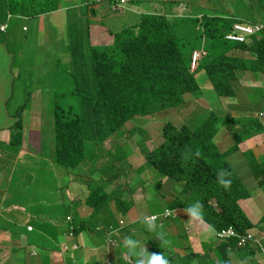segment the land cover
Here are the masks:
<instances>
[{"label":"trees","instance_id":"16d2710c","mask_svg":"<svg viewBox=\"0 0 264 264\" xmlns=\"http://www.w3.org/2000/svg\"><path fill=\"white\" fill-rule=\"evenodd\" d=\"M13 1L17 0H10L9 8L8 0H0V21L4 18L1 13L20 14L19 10L13 8ZM27 1L39 3L50 0ZM56 8V4H51L40 10L45 12ZM121 9L123 12L124 8ZM141 16L138 25L115 32L112 43L108 45H93L76 39L80 38L81 32H73L68 27L66 61L53 56L49 64L41 58L37 66L23 63L14 78H23L25 74L30 78L37 74L50 76L51 83L46 82L38 88L33 100L30 98L31 90L26 92L24 101L14 115L16 121L10 128L9 145L16 149L21 146L20 115L27 108L39 116L42 99L48 94L56 103L52 112L53 145L42 154L47 155L54 165L62 166L64 175L74 172L84 175L77 170L85 167L86 171L89 167L86 162L87 143L99 146L111 141L113 144L105 146L107 151L103 154L113 150L115 156L111 157V161L101 159V171L107 182L122 175L116 163L126 160L127 155L121 153L125 141L116 132L122 127L125 129L128 122L132 123L138 117L156 116L159 112L168 114L170 110L186 106V94L200 96L202 91L198 78L203 76L207 77L218 97L227 99L238 96L241 86L239 73L249 72L257 79L259 76L264 77V27L248 43H234L227 41L225 36L235 23L244 22L239 17L205 16L202 20H171L159 15ZM193 25L196 26L192 28ZM199 51L202 56L193 69L194 54ZM235 51L244 55H238ZM57 74L64 76L59 78ZM72 97L78 98L77 107L66 104ZM252 102L264 105V87L248 96V103ZM215 105L213 110L204 111V116L196 122L195 128L184 125L179 129L170 122L166 123L163 127V142L154 150L146 144L147 132L139 131L141 137L138 147L146 165L153 167L163 179L178 183L182 187L181 194L193 193L191 198L203 205V221L215 231L233 227L237 233L244 235L253 229V225L239 202L248 199L249 192L228 164L227 155L220 151L215 138L221 123L222 127L230 130L234 141L230 149L235 152L246 140L264 135V123L259 120L264 107L252 117L236 120L228 115L223 116L221 105ZM232 124H236L235 129ZM197 151L200 152L198 157L195 156ZM244 154L260 185H264V160L260 162L255 159L252 150ZM221 169L231 173L232 184L228 190L216 182V173ZM51 186L48 185V188ZM63 190L59 188L61 194ZM54 192H47L50 193L47 198L52 197ZM100 193L101 196H97ZM115 194L120 212L126 214L132 206L131 201L119 197L118 191ZM39 195L45 196V193ZM101 197L107 199V192H100L97 187H93L89 204L95 212L98 207L93 199ZM178 201L171 204L173 209L178 206L185 209L192 204ZM68 222L71 223V220ZM76 223L79 228L71 226V231L77 233L88 229L86 220H77ZM114 232L120 233V230L111 227L107 240H116L112 235ZM231 245L237 247L235 240ZM224 248L220 250L222 254L226 251ZM221 258L222 264H232V261H227L228 254ZM247 264L257 262L252 259Z\"/></svg>","mask_w":264,"mask_h":264},{"label":"crops","instance_id":"0c3cea01","mask_svg":"<svg viewBox=\"0 0 264 264\" xmlns=\"http://www.w3.org/2000/svg\"><path fill=\"white\" fill-rule=\"evenodd\" d=\"M118 1L50 0L37 3L17 0L13 1V8L19 10L20 14L10 15L9 12L0 21V25L6 24L5 30L0 29V264H101L106 261L125 264L122 244L116 249L106 248L111 227L120 230L122 241L130 236L141 244L145 243L149 252L164 251L170 257V264H212L215 259L209 258V250H221L223 247L226 251L221 256L228 254L232 264H247L252 259L257 264H264V185H260L244 154L252 150L255 159L260 162L264 160L263 134L240 144L238 151L233 152L230 146L222 152L227 155L228 164L249 192V198L241 200L239 204L253 225L251 232L257 244L247 248L233 247L231 242L223 243L205 221L189 220L183 208L181 214L156 222V232L147 231L142 219L161 214L170 207L163 209L158 198L147 195L143 189L144 181L127 183L122 175L97 187L100 192L106 191L108 197L93 199L98 207L95 212L89 204L93 187L84 175L75 172L64 175L62 166L54 165L47 155L42 154L51 149L53 140L43 144L42 131L37 128L40 125L39 116L27 108L20 115L21 146L16 149L9 145L10 128L16 121L8 111L14 75L25 62L37 66L39 58L48 64L53 56L66 61L68 27L73 32H81L80 38L76 39L93 45H108L112 43L115 32L138 25L143 14L171 19L176 12L184 11L189 18L201 19L207 12L217 13L224 7L233 13L227 0H127L132 7L124 9L133 11L136 17L131 24H125L120 21L126 16L124 12L112 13V10L122 12L121 8L115 9ZM8 2L10 6V0ZM51 4H56L57 8L41 12V8ZM111 4L114 8H111ZM235 53L244 55L240 51ZM259 80L254 77L250 81L256 90L264 84ZM26 121L29 125L24 136ZM260 121L264 123V120ZM259 137L260 142H256ZM3 155L6 173L3 172ZM130 161L138 164L137 171L145 167V159L140 152L135 151ZM174 184L169 181L168 185L174 188ZM48 185L52 186L48 188ZM59 188H64L62 194ZM117 191L119 197L132 203L126 214L118 208ZM47 192L54 194L47 198L50 195ZM40 193H45V196ZM98 195L101 196V193ZM62 212L65 213L62 215ZM67 217L71 218V223ZM77 220H86L89 226L82 232L74 231L71 238V226L79 228ZM121 221L125 225H121ZM157 232L163 233V241L156 237ZM177 234L182 244L172 241ZM74 243L79 246L77 250L63 247L64 244L72 246Z\"/></svg>","mask_w":264,"mask_h":264},{"label":"rangeland","instance_id":"374dc122","mask_svg":"<svg viewBox=\"0 0 264 264\" xmlns=\"http://www.w3.org/2000/svg\"><path fill=\"white\" fill-rule=\"evenodd\" d=\"M113 2V0H111ZM228 6L233 8V13L229 12L226 7L220 10L217 13L207 12L206 17H211L213 15H217L223 18H234L240 17L244 20V22L248 25H262L264 24V0H227ZM115 9L120 8H131V4L127 0H119L116 4ZM180 7V6H179ZM10 8V6H9ZM111 8H114V5L111 4ZM182 8V7H181ZM26 12V11H23ZM123 12L126 16L120 18L125 24H131L135 21V14L133 11H129L124 9ZM120 10H112V13H123ZM6 13H1L2 16L6 17ZM189 14L182 12H176L174 16L171 17L172 19H188ZM205 17L199 19L202 20ZM201 24V23H200ZM200 24L197 26L200 27ZM196 25H193L195 27ZM251 38L246 42L248 43ZM54 48H57L54 45ZM57 52V49L55 50ZM242 54V52H240ZM234 55L235 53L232 52ZM202 52L199 51L194 55V64L193 69L197 66L198 60L201 58ZM250 57V55H249ZM35 69L34 66H32ZM46 70V69H45ZM250 76H244V75ZM57 76L63 77L64 75ZM198 82L201 88L200 96H195L193 94H186L184 99L188 104L184 107L179 109L170 110V113H157L156 116H147V117H138L135 121L128 122L126 128L122 127L119 129L116 134L121 135L122 139L125 141V146L121 149V153L127 155V159L122 161L120 160L117 162V166L121 171L123 176V180L127 183L133 181L139 183L140 181H144L145 184L143 185V189L145 193L149 196H154L158 198L160 202H162V208L165 209L166 207L172 208L171 203H174L176 200H182L185 204L194 203L196 199L191 198L193 193H187L185 195L181 194L180 188H182L178 183L174 184V188H171L169 184V180H165L163 184H160L163 181V177L151 166L145 165L142 171H137L138 169L136 166L138 165L136 162L130 161V156L136 151L138 154L140 152L138 147V142L141 137V133L143 131L147 132L148 134V141L146 144L151 150H154L163 142V127L166 123H172L177 128H181L182 126L186 125L191 128L194 126L196 127V122L200 119L201 116H204L205 110H213L216 107V103L220 104V108L224 111L223 116L228 115L234 119H245L256 115L259 111H262L264 105L260 102H256L255 104L248 103V96H252L257 93V90L254 89L252 86V82L254 77L251 73H239L240 84L238 88V96L234 99H227V98H220L217 96L216 92L213 90L211 83L208 81L207 77L205 76L198 78ZM260 83L263 84L264 78L259 76ZM51 83L50 76H38L37 74H33L30 78L27 74L23 78H14L11 83V96L8 102V111L11 115H15L18 111L19 105L24 101L25 94L27 91L31 90L30 98L38 94V88H40L45 83ZM264 87V84H263ZM248 103V104H247ZM56 103L53 102L48 94L44 96L42 99V105L40 106L41 114L40 117V130L42 131V141L43 144L50 142L53 140L52 134V118H53V106ZM66 104L77 107L78 106V98L72 97ZM37 112H39L37 110ZM29 125L28 121L25 124V133L27 131V126ZM235 126V127H234ZM194 127V128H195ZM232 128H236V124L232 125ZM140 131V132H139ZM257 137V136H255ZM254 138V137H253ZM252 139V138H251ZM250 140V139H248ZM247 141V140H246ZM215 142L219 144V149L221 152L226 150V147H232L234 145V141L232 138L231 133L228 131L226 127L220 128L218 134L216 135ZM221 142V144H220ZM256 142H260V137L256 139ZM113 144V142L108 141L105 145L101 144L99 146H95L93 143H87L86 149V162L89 165L87 170L85 171V167L79 168L77 171L84 174V177L88 180V183L92 187H99L104 182V174L101 171V159H106L108 161L112 160V156H115V153L112 151L108 152V154H103L106 152L105 146ZM230 147V148H231ZM103 154V155H102ZM141 154V153H140ZM142 155V154H141ZM4 156V155H3ZM101 156V157H100ZM144 158V157H143ZM1 161V160H0ZM12 158H10V171H12L11 166ZM146 162V161H145ZM2 164H3V172L6 173L7 170L4 169L5 166V156L2 157ZM94 166H97L94 168ZM126 175V177H125ZM110 182V180H109ZM112 186V184H110ZM122 199H124L122 197ZM125 200V199H124ZM183 207L175 208V214H181ZM65 212H62V215ZM160 213V211H159ZM160 215V214H159ZM149 218V217H148ZM160 221L156 220V222ZM122 225H125L124 221L120 222ZM113 236L116 237V240H107L106 248L108 249H116L122 244V236L120 233L114 232L112 233ZM70 237L73 236L70 234ZM172 241H175L177 244H182V239L179 238V234H177ZM63 247L66 250H77L79 248L78 244L74 243L72 246L68 244H64ZM76 247V248H75ZM209 258H214V262L212 264H222L220 257L222 253L219 249H211L209 250ZM188 256V255H187ZM229 261V259H227ZM108 261L103 262L101 264H107Z\"/></svg>","mask_w":264,"mask_h":264},{"label":"clouds","instance_id":"9594fccd","mask_svg":"<svg viewBox=\"0 0 264 264\" xmlns=\"http://www.w3.org/2000/svg\"><path fill=\"white\" fill-rule=\"evenodd\" d=\"M199 155H200V152L197 151L195 153V156L198 157ZM186 160H187V156H185V161ZM145 165H146V162H145ZM230 176H231V173L228 172L227 170H225V169L219 170L216 173L217 184L219 186H221L223 189L228 190L232 184V180L230 179ZM175 212H176L175 209H167L166 210L167 215H173V214H175ZM184 213L186 214V216L188 217L189 220L201 221V220H203V205L200 201H196L193 204L188 205L184 209ZM175 216H176V214H175ZM175 216H173V217H175ZM156 219L157 218L155 216H153L151 218L145 217L142 219V223L144 224L147 231L156 232L157 227H158L156 224ZM162 220H164V219H162ZM209 228L212 229V226H209ZM212 231H214V229H212ZM217 232H219V231H216V236H217ZM250 232H251V230H250ZM156 237L159 239L160 242L163 241V239H164L163 233H161V232H157ZM217 239H219V238L217 237ZM232 241H234V240H232ZM232 241H228V242L230 243ZM235 242H236L238 248H247L249 246L255 245L254 243H251V244L247 245L246 247H240L236 240H235ZM122 247L125 250L126 258L128 260H131L132 264H170V259L168 256H166L164 254V252H149L145 246V243L141 244L140 241L133 239L130 236L125 237L123 239Z\"/></svg>","mask_w":264,"mask_h":264},{"label":"built area","instance_id":"2783aa9c","mask_svg":"<svg viewBox=\"0 0 264 264\" xmlns=\"http://www.w3.org/2000/svg\"><path fill=\"white\" fill-rule=\"evenodd\" d=\"M124 1V0H122ZM264 25H248L245 22H237L233 25L232 30L226 34L225 39L229 42L234 43H244L247 42L250 38H252L254 35L260 33V31L263 29ZM6 24L0 25L1 30H5ZM198 53V52H197ZM260 120H264V113L260 115ZM155 216L156 220H162V219H168L170 217L175 216L173 215H167L166 210L156 215H151L149 218ZM68 221L71 220L70 217L67 218ZM31 229V228H30ZM111 230V229H110ZM109 230V231H110ZM108 231V233H109ZM74 237V232L71 231L70 233ZM217 237L224 241H232L236 240L238 242V245L240 247H246L247 245L254 243L257 244V240L255 235L252 232H247L244 235L238 234L236 230L233 227H229L227 229H224L222 231L217 232ZM76 248V247H75ZM125 264H132L131 260H128L126 256L124 257ZM107 264H111L110 262Z\"/></svg>","mask_w":264,"mask_h":264}]
</instances>
